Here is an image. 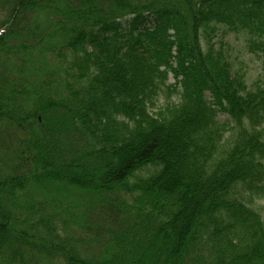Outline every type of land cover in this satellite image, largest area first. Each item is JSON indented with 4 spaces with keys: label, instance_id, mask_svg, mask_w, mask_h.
<instances>
[{
    "label": "trees",
    "instance_id": "obj_1",
    "mask_svg": "<svg viewBox=\"0 0 264 264\" xmlns=\"http://www.w3.org/2000/svg\"><path fill=\"white\" fill-rule=\"evenodd\" d=\"M231 34L264 66V0H0V264H264Z\"/></svg>",
    "mask_w": 264,
    "mask_h": 264
},
{
    "label": "rangeland",
    "instance_id": "obj_2",
    "mask_svg": "<svg viewBox=\"0 0 264 264\" xmlns=\"http://www.w3.org/2000/svg\"><path fill=\"white\" fill-rule=\"evenodd\" d=\"M247 36L243 34L229 35L221 43V37L213 40V50L222 51L224 56L237 68L241 69L246 76V83L249 87L264 77V66L261 60H258L247 48ZM171 83V81H169ZM223 116L220 119L223 120ZM257 207L262 214L264 211V200L257 202Z\"/></svg>",
    "mask_w": 264,
    "mask_h": 264
}]
</instances>
